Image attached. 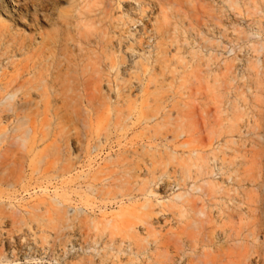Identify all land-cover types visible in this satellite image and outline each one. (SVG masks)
I'll use <instances>...</instances> for the list:
<instances>
[{
    "label": "rangeland",
    "instance_id": "rangeland-1",
    "mask_svg": "<svg viewBox=\"0 0 264 264\" xmlns=\"http://www.w3.org/2000/svg\"><path fill=\"white\" fill-rule=\"evenodd\" d=\"M4 1L0 264H264V0Z\"/></svg>",
    "mask_w": 264,
    "mask_h": 264
},
{
    "label": "bare ground",
    "instance_id": "bare-ground-1",
    "mask_svg": "<svg viewBox=\"0 0 264 264\" xmlns=\"http://www.w3.org/2000/svg\"><path fill=\"white\" fill-rule=\"evenodd\" d=\"M0 1H2V0H0ZM7 1H8V0H5L4 2L7 4V7H10V6H9V5H10L9 2L11 3L12 0H10V1H8V2H7ZM44 2H45V1H44ZM41 7H42V9H43V7H44L43 2L41 3ZM10 8H11V7H10Z\"/></svg>",
    "mask_w": 264,
    "mask_h": 264
}]
</instances>
